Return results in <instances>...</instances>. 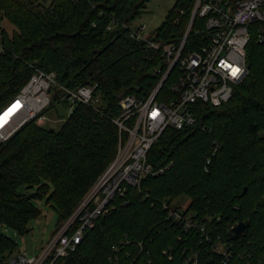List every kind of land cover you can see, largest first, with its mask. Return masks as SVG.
<instances>
[{
    "label": "trees",
    "instance_id": "obj_1",
    "mask_svg": "<svg viewBox=\"0 0 264 264\" xmlns=\"http://www.w3.org/2000/svg\"><path fill=\"white\" fill-rule=\"evenodd\" d=\"M147 1L0 0V21L15 26L9 32L0 25V110L37 67L56 71L70 88L97 83L101 98L98 108L76 103L59 129L32 120L0 142V264L18 249L2 227L27 232L42 212L37 200L46 198L58 213L56 229L73 215L117 155L120 131L112 118L121 112L120 99L151 90L159 80L153 68H166L160 51L133 39L123 26ZM194 2L176 0L156 38L179 41ZM203 43L192 34L186 50ZM247 66L246 79L227 103L198 102L194 126L162 133L148 158L164 172L117 195L58 264H191L195 252L199 264H224L199 231L186 232L168 218L163 202L181 196L190 199L199 221L222 230L242 254L227 264H241L249 253L264 258V43L256 37L247 47ZM170 82L162 90L168 92ZM61 96L56 93L45 113L57 111L60 102L71 104ZM246 220L247 232L234 240L231 225Z\"/></svg>",
    "mask_w": 264,
    "mask_h": 264
},
{
    "label": "built area",
    "instance_id": "obj_2",
    "mask_svg": "<svg viewBox=\"0 0 264 264\" xmlns=\"http://www.w3.org/2000/svg\"><path fill=\"white\" fill-rule=\"evenodd\" d=\"M180 13L184 15L186 11L181 9ZM123 26L133 39L148 49L160 51L166 68L159 65L153 68L159 80L151 90L120 99L121 112L112 118L120 131L117 155L73 215L51 234L38 253L15 252L8 264H58L60 257L78 247L95 219L109 211L117 195L124 196L130 186L140 188L143 178L164 172L165 168H155L148 158L162 133L168 127L194 126L195 104L203 102L219 107L233 97L235 88L246 79L248 44L254 37L264 43V0H195L185 33L177 42L149 35L147 24L136 19L124 21ZM192 34L197 39L202 37L204 43L186 50ZM3 49L0 36V50ZM232 68L240 71L233 76ZM168 79H171L169 91L165 92L162 89ZM97 86L96 83L70 88L58 80L56 71L37 67L20 92L0 110L2 115L18 104L6 122L0 124V142L8 141L32 120L46 124L45 110L53 104L56 93H61V101L67 99L72 103L71 112L78 102L98 108L101 98L95 94ZM190 203L187 197L177 204L165 200L163 206L168 218L182 223L186 232L199 231L224 264L235 254H241L222 230L199 221L189 210ZM239 222L231 225L232 234ZM254 255L249 253L241 264H264V258ZM189 262L199 264L197 252Z\"/></svg>",
    "mask_w": 264,
    "mask_h": 264
},
{
    "label": "rangeland",
    "instance_id": "obj_3",
    "mask_svg": "<svg viewBox=\"0 0 264 264\" xmlns=\"http://www.w3.org/2000/svg\"><path fill=\"white\" fill-rule=\"evenodd\" d=\"M175 2L176 0H148L145 8L141 10L136 20L146 23L149 29V35H154L155 30L165 21L167 14L170 9H172ZM0 25L7 27L9 32H13L15 29V26L8 20L0 21ZM71 105L72 103H58L57 111L53 109L46 113L48 119L46 125L59 129L70 115ZM186 198V196H181L174 201V204L183 202ZM35 203L41 208L42 212L38 218L30 220L27 229L28 232L20 234L12 228L2 227L6 234L17 241L18 249L16 252L26 251L30 255L38 253L48 242L52 232H54L58 226V213L46 203V198L37 200Z\"/></svg>",
    "mask_w": 264,
    "mask_h": 264
},
{
    "label": "water",
    "instance_id": "obj_4",
    "mask_svg": "<svg viewBox=\"0 0 264 264\" xmlns=\"http://www.w3.org/2000/svg\"><path fill=\"white\" fill-rule=\"evenodd\" d=\"M245 191H246V188H245ZM249 226H250V220H246V221L239 222L232 229V231H233V238L234 239H238L239 237H241L242 235H244L247 232ZM27 232H28V230H27ZM52 234H53V232H52Z\"/></svg>",
    "mask_w": 264,
    "mask_h": 264
},
{
    "label": "snow or ice",
    "instance_id": "obj_5",
    "mask_svg": "<svg viewBox=\"0 0 264 264\" xmlns=\"http://www.w3.org/2000/svg\"><path fill=\"white\" fill-rule=\"evenodd\" d=\"M231 67V66H229ZM240 71L239 68H232L231 69V74L233 76H235L238 72ZM15 105L12 108H9L6 112H4L2 115H0V120H3L4 122H6L8 116L11 115V113L15 110Z\"/></svg>",
    "mask_w": 264,
    "mask_h": 264
},
{
    "label": "bare ground",
    "instance_id": "obj_6",
    "mask_svg": "<svg viewBox=\"0 0 264 264\" xmlns=\"http://www.w3.org/2000/svg\"><path fill=\"white\" fill-rule=\"evenodd\" d=\"M17 107H18V104L16 105L15 109H17ZM3 122H4L3 120H0V124Z\"/></svg>",
    "mask_w": 264,
    "mask_h": 264
}]
</instances>
